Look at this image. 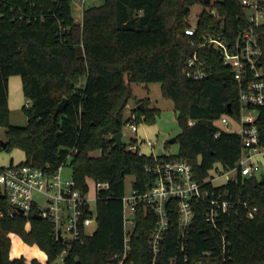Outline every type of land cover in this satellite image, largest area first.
Listing matches in <instances>:
<instances>
[{"label":"trees","instance_id":"trees-1","mask_svg":"<svg viewBox=\"0 0 264 264\" xmlns=\"http://www.w3.org/2000/svg\"><path fill=\"white\" fill-rule=\"evenodd\" d=\"M75 0H0V126L5 128V144L0 151L20 147L21 162L53 171L70 164L79 188L88 190L86 177L107 181L97 192V226L84 242H74L64 264H120L124 246L123 196L126 176H134L133 188L145 190L154 180L148 170L159 158L177 157L192 163L202 179L220 163L232 167L238 160L242 141L236 132L222 129L213 119L223 113L238 115L239 85L228 65L215 53L212 74L193 79L184 72L191 51L185 33V18L191 7L202 2L200 29L214 27L234 36L250 21L241 0H102L85 6L82 20L73 14ZM264 3V0H262ZM215 7L219 16L210 10ZM264 32V24L260 26ZM214 52V50H213ZM264 67V53L262 56ZM22 78L29 104L25 125L10 121L9 76ZM132 81L162 83L164 94L172 98L181 126L175 136L176 154L140 153L115 145L112 135L123 130L125 108L133 96ZM67 97L64 109H55ZM144 101V100H142ZM138 121L154 123L160 108L146 103L134 110ZM190 119L197 120L194 124ZM264 136V106L258 119ZM100 148L99 155L91 151ZM12 163V162H11ZM241 189L259 210L251 219L241 213L224 215L220 225L228 226L232 259L229 262L203 260L199 264H264V183L257 177L230 184ZM0 200L2 193L0 192ZM206 205H196L190 231V259L171 261L177 254V218L171 220L162 241L161 264H198L205 249H218L220 234L206 220ZM20 213L0 220V264H26L24 256L11 258V232L29 244H38L53 263L63 245L55 240L50 223ZM156 223L154 212L138 206L132 249L124 264H150L149 237ZM32 264H43L37 258Z\"/></svg>","mask_w":264,"mask_h":264},{"label":"built area","instance_id":"built-area-1","mask_svg":"<svg viewBox=\"0 0 264 264\" xmlns=\"http://www.w3.org/2000/svg\"><path fill=\"white\" fill-rule=\"evenodd\" d=\"M14 0H12L13 2ZM80 1L82 13L85 0ZM212 1V0H211ZM210 1V2H211ZM246 8L250 21L234 35L217 31L214 27L200 29L198 21L193 23L190 14L185 18V33L190 37L192 47L189 52L184 72L193 79H203L214 70L215 53L223 63L228 65L233 77L239 85L238 115L230 111L213 119L218 126L215 133L219 135L222 129L236 132L242 141L241 153L236 163L224 168L220 163L210 169L208 175L199 179L194 167L187 159L163 156L148 167L155 172V178L145 190L132 189L124 193V246L121 253L113 258H120L124 264L132 249V239L136 227V216L140 204L152 210L156 216L149 237L150 264H161L162 241L171 220H178V234L175 240L177 254L171 256V261L180 258L190 259V231L196 216V205H206L205 217L213 228L219 232V248L202 251L198 264L203 260L213 262H229L232 259L229 248L228 226L222 227L220 222L224 215L232 212H243L248 218H255L259 207L253 203L241 189H234L230 184L244 183L246 179L264 174V136L258 124L262 106H264V32L260 26L264 24V3L262 0H241ZM210 12L219 16L215 7ZM199 20V18H198ZM214 50V52H213ZM29 104V101H27ZM197 120L190 119L194 124ZM139 122L135 112L124 123L132 130L138 131ZM235 126L232 127V124ZM143 141L153 149L152 139H131L127 147L142 151ZM157 159L160 154L150 152ZM172 155V154H168ZM63 165L56 170L26 162H12L0 165V220L12 218L16 213L26 217V229L31 228V216L40 214L47 220L55 240L62 245L58 257L64 259L74 242H84L86 223L93 220V210L88 196L89 188L84 192L79 188L73 175L63 178ZM222 179L221 182H218ZM96 181V180H95ZM109 186L107 181H96V199L100 188ZM44 197V203L40 197Z\"/></svg>","mask_w":264,"mask_h":264},{"label":"rangeland","instance_id":"rangeland-1","mask_svg":"<svg viewBox=\"0 0 264 264\" xmlns=\"http://www.w3.org/2000/svg\"><path fill=\"white\" fill-rule=\"evenodd\" d=\"M214 1V0H212ZM102 0H85V6L90 4H99ZM81 2H74L73 14L76 20H82L83 13ZM206 8V5L202 2H197L192 5L190 19L193 23L198 21L199 15ZM131 86L133 89V96L130 98L126 108H125V119L129 118L134 110L138 107L140 103L148 104L150 106H157L160 108V112L157 115L156 121L154 123H147L144 119L139 122L138 131L132 130L129 125L124 123L123 125V142L129 144L131 139L135 136L139 138L152 139L154 143L153 149H151L145 141L141 145L142 151L149 154L154 152L155 154H176L179 152V142H170V138L176 136L181 131V126L179 124L177 113L175 110L174 102L172 98L164 94L162 90V83L159 81L144 82V81H132ZM144 100V101H142ZM30 101L25 97L23 103ZM10 121L13 124L25 125L28 121V116L24 110L23 105H18L12 108L10 111ZM235 124H232V127ZM6 133L5 128L0 126V139H5ZM92 154L99 155L101 153L100 148L91 151ZM25 152L20 147H13L12 149H4L0 151V165L7 164L10 162L11 158L13 160L20 161L24 160ZM73 174L72 166L68 163L63 165L62 176L63 178H70ZM133 179L134 176L129 174L126 176V187L125 192L131 193L133 189ZM219 179L218 182H221ZM86 183L88 184V196L91 201V208L93 210L94 216L93 220L86 223L85 232L90 235L94 232L97 226V199H96V181L92 176L86 177ZM40 201L44 203V197L39 196ZM27 226L29 224H26ZM12 239V253L16 255H24L27 264H30L31 257L34 255L38 257L43 256V250L38 246V244H29L22 240V238L15 232L11 235ZM18 256V257H21ZM64 264V259L58 257L53 263Z\"/></svg>","mask_w":264,"mask_h":264},{"label":"crops","instance_id":"crops-1","mask_svg":"<svg viewBox=\"0 0 264 264\" xmlns=\"http://www.w3.org/2000/svg\"><path fill=\"white\" fill-rule=\"evenodd\" d=\"M25 97L26 96H25L24 91H23V82H22L21 76L18 74L10 75L9 76V106H10V111L15 106H18L21 104L24 106L25 103H23V100L25 99ZM24 157H25V155H24ZM20 161H22V159ZM11 162H15L13 160V157L11 158L9 163H11ZM16 162H19V161H16ZM3 165H5V164H3ZM12 233H15V232H11L10 235ZM19 236L21 237V235H19ZM22 240L24 242H26L23 238H22ZM11 248H12V245H11ZM41 250H43V249L41 248ZM42 252H43V256L41 258L36 256V255L31 257L30 264H32V259H34V258H37L43 264H47L48 263V253L45 250H43ZM18 256H21V255H16V253H12V249L10 250V257L11 258H16ZM22 256H24V255H22ZM26 264H27V261H26Z\"/></svg>","mask_w":264,"mask_h":264},{"label":"water","instance_id":"water-1","mask_svg":"<svg viewBox=\"0 0 264 264\" xmlns=\"http://www.w3.org/2000/svg\"><path fill=\"white\" fill-rule=\"evenodd\" d=\"M211 0H205V2L209 3ZM67 97L63 98L62 101H60L55 109V112H54V117L59 113L61 112L64 107L66 106L67 104ZM140 107H143V104L140 103L139 104ZM228 110L230 111L231 110V107L228 106ZM123 130L121 131H118V132H115L113 135H112V138L115 140V145L117 146H120V147H123ZM176 140L175 136L170 138V142H174ZM1 142L3 144H5V140H1ZM260 182L261 183H264V174L262 175L261 179H260ZM34 217H37V218H40V214H34Z\"/></svg>","mask_w":264,"mask_h":264}]
</instances>
